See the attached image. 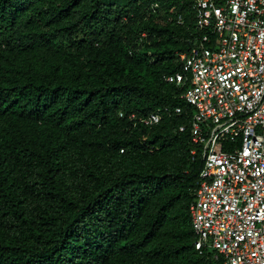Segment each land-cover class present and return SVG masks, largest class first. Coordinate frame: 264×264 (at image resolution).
<instances>
[{"label": "trees", "instance_id": "trees-1", "mask_svg": "<svg viewBox=\"0 0 264 264\" xmlns=\"http://www.w3.org/2000/svg\"><path fill=\"white\" fill-rule=\"evenodd\" d=\"M201 38L193 0H0V264H222L166 81Z\"/></svg>", "mask_w": 264, "mask_h": 264}, {"label": "built area", "instance_id": "built-area-1", "mask_svg": "<svg viewBox=\"0 0 264 264\" xmlns=\"http://www.w3.org/2000/svg\"><path fill=\"white\" fill-rule=\"evenodd\" d=\"M193 1L202 38L179 54L183 70L166 81L186 85L191 138L203 147L190 205L195 246L222 264H264V0Z\"/></svg>", "mask_w": 264, "mask_h": 264}, {"label": "crops", "instance_id": "crops-1", "mask_svg": "<svg viewBox=\"0 0 264 264\" xmlns=\"http://www.w3.org/2000/svg\"><path fill=\"white\" fill-rule=\"evenodd\" d=\"M194 200V199H193ZM192 203V202H191ZM191 218V217H190Z\"/></svg>", "mask_w": 264, "mask_h": 264}]
</instances>
